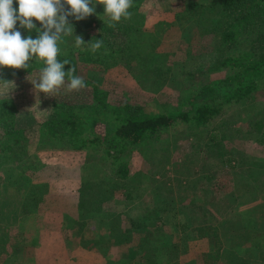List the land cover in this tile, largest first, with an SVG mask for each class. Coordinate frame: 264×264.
<instances>
[{"label": "rangeland", "instance_id": "obj_1", "mask_svg": "<svg viewBox=\"0 0 264 264\" xmlns=\"http://www.w3.org/2000/svg\"><path fill=\"white\" fill-rule=\"evenodd\" d=\"M210 2L150 0L142 6L150 19L144 26L147 32L138 37L136 60L130 64L124 62V57L116 59L109 50H95L87 42L81 23L68 27L62 22L72 7L70 0H39L41 9L34 20L38 26L50 29V37L61 51L80 62L79 75L106 90L110 102L129 99L144 108L166 110L179 107L198 94L207 79L225 74L224 70L196 72L194 78L182 70L187 54H191L192 66L203 67L214 59L209 44L217 17L206 18L204 14ZM133 3L128 0L127 11ZM175 11L185 15L178 20ZM197 13L204 14L202 20L208 23L204 34L188 18ZM128 16L125 14V19ZM160 19L170 24L157 26ZM32 43L43 45L39 37ZM154 64L171 70L154 82L146 70ZM79 85L47 69L0 81V97L10 90L20 103L14 119L8 121L13 123L15 134H26L24 150L17 148L11 154L10 149H0V264H128V259L134 260L131 264L154 262L152 236L130 232L126 233V241L110 247L109 242L96 243L101 233L109 232L108 224L84 215L78 206L81 182L101 180L109 173L111 157L105 153L106 144L87 141L95 134L109 135L115 126L112 114L103 110L82 123L78 119L77 124L64 122L63 127L47 124L55 106L71 102L73 94L82 100L88 95L94 101L92 87ZM262 93L263 90L257 91L247 102L227 103L209 123L178 120L143 143L125 146L122 155L129 161L131 172L145 170L137 176L143 192L128 200L132 203L131 212L153 204V181L166 183L161 187L167 190L171 188L165 200L163 225L160 224L173 235L164 252V264H264V140L257 141L264 139V133L257 135L245 128L254 113L264 108ZM222 119L227 124L214 126ZM6 128L7 124L0 122V143L13 139L5 133ZM213 136L222 138L226 147L223 157L208 151L205 143ZM15 152L22 153L25 160H15ZM249 169L256 170L249 173ZM9 172L15 175L8 178ZM43 185H47V190ZM123 190H117V198L108 201L105 208L125 210L124 203L118 204V200L125 199ZM43 191L46 199L42 200L39 193ZM201 207L211 210L209 217L219 226L218 240L213 234L203 236L208 238L205 242L184 237V227L188 230L197 225ZM242 216L246 220H241ZM87 219L91 222L83 226ZM250 225L258 228L250 230ZM244 231L248 233L246 239H250L247 242L257 243L248 245L252 252L241 247L238 254L229 243L242 242L243 236L234 237Z\"/></svg>", "mask_w": 264, "mask_h": 264}, {"label": "trees", "instance_id": "obj_2", "mask_svg": "<svg viewBox=\"0 0 264 264\" xmlns=\"http://www.w3.org/2000/svg\"><path fill=\"white\" fill-rule=\"evenodd\" d=\"M149 1L134 0V5L127 11L128 0H70L72 7L65 12L67 13L65 19L61 20L68 27L75 26L77 22L81 23L86 30L87 42L95 47V50L101 49L105 53L109 50L115 53L116 59L124 57L127 61L124 62L130 64L133 59L136 60V55L139 53L138 37L147 32L144 26L150 18L141 7L146 6ZM40 9L39 0H0V66H2L0 81L21 77L36 69H47L73 85L82 84L92 87L94 101L89 99L88 95L82 100V97L76 98L73 94L70 97L71 102L63 101L56 105L52 117L46 119L49 126L57 124L63 127L64 122L74 125L79 119L82 123L91 115L102 113V110L109 111L114 118L115 126L109 135L95 134L87 141L94 145L101 142L106 144L105 153L111 157L108 161V177L82 181L78 189V206L82 209L81 212L85 213L84 215L98 217L103 225L108 224L109 232L101 233L96 243L109 242L110 247L114 243L126 241V233L150 235L153 237L151 244L155 254L152 264H164L167 262L164 252L171 245L173 235L160 224L163 225V212L167 209L165 200L171 188L168 187V191L165 186L161 187V184L166 185V183L151 181L153 204L137 213L131 212L132 203L128 200H134L143 192L138 185L139 182L137 183V176L145 172L132 173L129 161L124 158L122 152L127 144L143 143L178 120L206 124L213 121L227 103L242 100L247 102L260 90H263L262 95H264V0H211L209 7L204 8V14L206 18L208 15L217 17L212 31V43L209 44L214 59L203 67L192 66L191 54H187L182 70L194 78L196 72L203 74L224 70L225 74L207 79L198 94L183 101L181 106L166 110L144 108L142 104L129 99L118 103L110 102L106 90L95 81L79 75L80 62L61 51L55 39H51L50 29L37 25L34 17ZM202 13L187 17L192 19L200 33L204 34L208 31V23L202 20L204 15ZM125 14H129L128 19H125ZM174 15L179 20L185 14L175 11ZM168 24L170 22L165 19L157 22V26L161 27ZM36 37L43 41L42 46L33 45V39ZM146 70L151 72L152 81L155 82L162 74L166 75L167 71L170 72L171 68L164 69L162 65L154 64ZM18 102L10 90H6L5 96L0 97V122L7 124L5 133L13 138L11 141L0 143V149L3 152L5 149H10L11 154L17 148L25 149L23 140L26 134L21 136L15 134L11 126L13 123L8 121L14 119L19 111ZM225 124L227 121L222 119L214 126ZM245 128L255 134L258 133L257 135L264 133V108L254 113ZM76 131L78 132V129ZM261 140L264 139L257 138V141ZM205 144L209 146L208 151L215 152L219 156L223 157L226 152L222 138L210 137ZM14 158L25 160L22 153L17 155L15 152ZM255 170L249 169V173ZM18 173L21 174V171ZM14 175L9 172L7 177L11 178ZM141 180L140 178L139 181ZM43 189L47 190V185H43ZM119 189H124L122 194L125 199L118 200V204L124 203V209L127 208L125 210L105 208L108 201L117 198L116 191ZM42 193H39V199H46L44 191ZM201 208L197 225L188 230L186 227L183 228L185 238L212 234L218 237L219 226L210 219L211 210L207 209L208 207ZM90 222L87 219L83 226ZM174 244L179 246V242ZM133 261L128 259V264Z\"/></svg>", "mask_w": 264, "mask_h": 264}, {"label": "crops", "instance_id": "obj_3", "mask_svg": "<svg viewBox=\"0 0 264 264\" xmlns=\"http://www.w3.org/2000/svg\"><path fill=\"white\" fill-rule=\"evenodd\" d=\"M143 170V169H142ZM143 171H145V170H143ZM234 203H235V205H237V201H234ZM238 218V217H237ZM241 220H246L243 216L241 217ZM227 221H230V220H227ZM226 222V221H225ZM182 225H185V224H182ZM222 228V227H221ZM224 228H225V226H224ZM247 228H249L250 230L251 229H253V228H258L257 226H255V227H253V226H248ZM228 232V230L225 228V230H224V233H225V235H226V233ZM245 233V235H243ZM247 235H248V233H247V231H244V232H241V233H239L238 235H236L235 237H234V239H237V237L238 236H240V237H242L243 236V238H244V240L242 241V242H238V243H229V246L230 245H234V246H232V247H234L235 248V250H236V252L239 254V251L241 252V247L243 248V249H245L246 251L245 252H252L251 250H250V246H248L250 243L253 245L254 243V245H256V243H257V241H253V243H252V241L251 242H247V241H250V239H246L247 238ZM248 238H251V237H248ZM196 239H200V241H202V242H205V240H208V238L206 239L205 237H200V238H198V237H196ZM246 243H248V244H246ZM250 244V245H251ZM258 245V244H257ZM246 246V247H245ZM206 248H204V250H205ZM222 249V248H221ZM220 249V250H221ZM207 250H210V249H207ZM222 250H225V249H222ZM227 252H230V250L229 251H227ZM253 252H254V250H253ZM236 254V253H235ZM237 254V255H238ZM240 261V258L238 259V262Z\"/></svg>", "mask_w": 264, "mask_h": 264}]
</instances>
